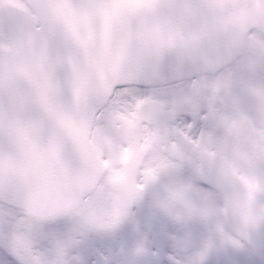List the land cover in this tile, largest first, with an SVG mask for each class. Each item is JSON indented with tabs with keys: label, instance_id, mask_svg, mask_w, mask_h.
Listing matches in <instances>:
<instances>
[{
	"label": "snow or ice",
	"instance_id": "obj_1",
	"mask_svg": "<svg viewBox=\"0 0 264 264\" xmlns=\"http://www.w3.org/2000/svg\"><path fill=\"white\" fill-rule=\"evenodd\" d=\"M205 5L0 0V264H264V61Z\"/></svg>",
	"mask_w": 264,
	"mask_h": 264
},
{
	"label": "clouds",
	"instance_id": "obj_2",
	"mask_svg": "<svg viewBox=\"0 0 264 264\" xmlns=\"http://www.w3.org/2000/svg\"><path fill=\"white\" fill-rule=\"evenodd\" d=\"M215 7L209 9L206 5L198 10L197 14L184 19L185 25H191L197 21L207 20L210 24L219 25L223 29V43L227 45L230 37L241 30H246L249 40L245 49V58L254 57L258 61H264V7L262 0H214ZM164 15H175L170 9H163ZM182 90L176 92L181 95ZM160 103L171 102L167 96L154 98ZM146 107H148L146 105Z\"/></svg>",
	"mask_w": 264,
	"mask_h": 264
}]
</instances>
